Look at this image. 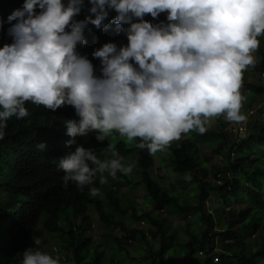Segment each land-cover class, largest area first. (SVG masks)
Wrapping results in <instances>:
<instances>
[{"label":"clouds","instance_id":"clouds-1","mask_svg":"<svg viewBox=\"0 0 264 264\" xmlns=\"http://www.w3.org/2000/svg\"><path fill=\"white\" fill-rule=\"evenodd\" d=\"M87 15L76 20L84 0H23L7 16L12 42L0 47V139L7 121L30 115L25 102L56 111L72 106L75 118L64 121L66 146L58 159L61 183L78 190L100 184L117 172L130 174L135 161L109 146L111 158L101 160L77 137L95 132L103 142L115 131L151 153L164 150L181 134L205 133L209 118L223 114L241 122L240 88L252 53L264 33V0H88ZM39 9L37 12L36 9ZM111 24L127 38L126 45L103 43L92 51L101 65L77 51L84 46L85 28L106 30ZM166 13L167 23H150ZM126 25V27H125ZM67 29V30H66ZM45 152L46 144L36 143ZM95 196L98 189L93 187ZM21 264H62L58 255L28 247Z\"/></svg>","mask_w":264,"mask_h":264},{"label":"trees","instance_id":"trees-1","mask_svg":"<svg viewBox=\"0 0 264 264\" xmlns=\"http://www.w3.org/2000/svg\"><path fill=\"white\" fill-rule=\"evenodd\" d=\"M22 3L0 0V47L12 42L7 29L15 21H8L7 16ZM89 6L84 0L74 18L83 19ZM114 16L115 11L109 10L106 30L89 24L84 30L85 45L77 46V51L91 61L96 75H100L101 65L92 51L107 42L117 47L127 44L126 36L110 22ZM165 16L160 13L154 19L145 14L143 19L153 24L167 23ZM257 39V59L247 68L261 74L264 33ZM240 91L249 94L245 106L244 98L241 101V113L255 107L257 96H264V87L255 84H242ZM25 107L30 115L10 118L5 137L0 139V264H21L23 250L37 248L34 236L40 223L43 231L58 241L49 253L68 252L70 264H264V109L255 111L257 118L241 138L226 134L228 124L221 114L217 116L220 130L203 134L190 130L176 139L177 144L166 147L174 183L179 178L191 180L184 193L177 192L175 184L170 189L164 187L161 177L153 172L155 153L137 148L138 138L133 139L132 148L122 143L112 147L123 158L122 163L135 161L138 167V172L133 168L132 177L122 176L118 187L142 185L157 212L154 216L144 212L145 207H137L132 198L119 197V191L100 184L98 178L83 190L72 183L64 187L58 159L75 147L66 146L69 137L64 126V121L75 118L74 109L64 106L53 112L27 101ZM95 134L77 137L76 143L93 149L101 160L111 158L109 144L95 141ZM40 142L46 144L45 152L36 149ZM93 187L102 198L90 194ZM165 209L178 222L175 230L169 218H160ZM91 212L102 229L121 234L120 238L107 237L114 243L109 253L99 251L93 238H84L93 228ZM126 218L132 224L146 225L147 232L129 228ZM178 235L186 238L180 246L176 244ZM247 235L253 239L247 240ZM135 239L142 245L137 259L126 249ZM218 240L221 247L216 252Z\"/></svg>","mask_w":264,"mask_h":264},{"label":"rangeland","instance_id":"rangeland-1","mask_svg":"<svg viewBox=\"0 0 264 264\" xmlns=\"http://www.w3.org/2000/svg\"><path fill=\"white\" fill-rule=\"evenodd\" d=\"M252 55L254 57V60H256L257 57H256L255 52H253ZM242 84H255V85H259V86L264 87V79H261L260 73L253 71L251 68H247L243 72ZM240 92L242 94V97L244 98L243 105L245 106V104L247 103V98L249 97V94L245 91H240ZM255 101H256L255 107H253L251 109L244 110L242 112V114L245 116V120H243L241 122H235V123H229V121L226 120V123L228 125L225 127V132L228 136H230V138L235 139V138H241V137L245 136L246 130L249 129V127L252 125L254 120L257 118V112H255V111L264 109V96H257L255 98ZM217 118H218L217 116L209 118L208 123L205 125L206 131L216 132V131L220 130L221 126L219 125V120ZM105 140L107 141V143L111 147L116 146L118 143H122L125 146V148H127V149L133 147V140L128 141L125 137L120 136L115 131L108 134L106 136ZM172 143H173V145L177 144L176 140H173L170 142V144H172ZM154 155H155V159H154V171L153 172L155 173V175H158L161 177L160 181L164 185V187L166 189H170V187H172V184H175V187H174L175 190L179 193H184V189L186 190V187L191 185V180H189L187 177L183 178V179L179 178L177 180V183H174V179H173L171 172H170V169L168 167L167 148H165L162 151L155 152ZM202 157H203V155H202ZM134 167H136V166H134ZM135 170L138 172V167H136ZM133 175H134L133 173H130L127 176V178H130ZM105 176L107 179V182L105 183L106 187L115 190L116 193H118V191H119V193H118L119 197H120V195H124V196L128 197L129 199L132 198L135 201V203H137V207H139V208L145 207L144 212H152V214L154 216H157V212L153 211V206L151 204V201L146 196V193H145L142 185H136L132 188H121L120 189L118 187V184H119L118 180L120 178H122V176L124 177L125 176L124 174L117 172L116 178L107 177V174H105ZM138 180H139V177H138ZM183 180H184V182H183ZM134 181H137V177H136V180H134ZM97 197L98 198L103 197L101 192H98ZM160 218H169L171 223H172L171 229L175 230V227L177 226L178 222L172 216V213L170 211L165 209L164 212H162L160 214ZM90 219L92 221L93 228L91 229V231H89V233H86L84 235V238H93V240L97 243V245H95V246L98 247L99 251L104 250L105 253L111 252L114 248V243L112 242V240L110 238H107V237L114 235L117 238H120L121 234L119 233V231H113V233H111V232H108V231H105L104 229H102L99 226V224L96 220V216L93 212L90 213ZM188 221L191 222L190 219H188ZM77 223H78V225L79 224L81 225L79 220H77ZM125 224L129 228H144L145 232H147V230H148V227L146 225L143 226V225L132 224V222L128 218L125 219ZM102 236H104V239H102ZM252 239H253V236L247 235V240L251 241ZM34 240L37 244V248L40 249L41 251H46V252L52 251V248L55 247L56 244L58 243L56 238L46 234L43 231L41 223L38 224V227H37L36 232H35ZM185 240H186V238L184 236L178 235L177 240H176V244L178 246H180V245H182V243H184ZM220 247H221V241L218 240L216 243V250L215 251L219 252ZM126 249L128 250L130 256L137 259V258H139L138 251L142 250V245L138 240L135 239L130 244V247H127ZM53 255H58L59 257H61L64 264H70L69 260H68L69 259V253L68 252L66 254L55 253Z\"/></svg>","mask_w":264,"mask_h":264},{"label":"built area","instance_id":"built-area-1","mask_svg":"<svg viewBox=\"0 0 264 264\" xmlns=\"http://www.w3.org/2000/svg\"><path fill=\"white\" fill-rule=\"evenodd\" d=\"M260 77H261V79H264V73H261L260 74ZM217 260L215 259V262H216Z\"/></svg>","mask_w":264,"mask_h":264}]
</instances>
